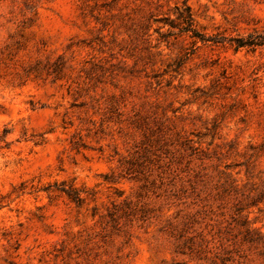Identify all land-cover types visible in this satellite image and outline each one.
<instances>
[{"label": "rangeland", "instance_id": "374dc122", "mask_svg": "<svg viewBox=\"0 0 264 264\" xmlns=\"http://www.w3.org/2000/svg\"><path fill=\"white\" fill-rule=\"evenodd\" d=\"M264 0H0V264H264Z\"/></svg>", "mask_w": 264, "mask_h": 264}, {"label": "trees", "instance_id": "16d2710c", "mask_svg": "<svg viewBox=\"0 0 264 264\" xmlns=\"http://www.w3.org/2000/svg\"><path fill=\"white\" fill-rule=\"evenodd\" d=\"M235 48L247 47L254 49L264 45V29L262 31L255 30L247 36L235 37L233 40Z\"/></svg>", "mask_w": 264, "mask_h": 264}]
</instances>
